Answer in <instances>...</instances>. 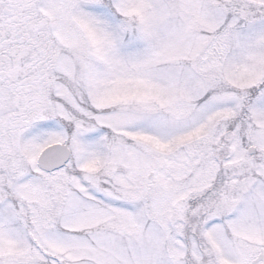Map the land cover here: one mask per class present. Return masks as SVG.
<instances>
[{"label": "snow or ice", "instance_id": "obj_1", "mask_svg": "<svg viewBox=\"0 0 264 264\" xmlns=\"http://www.w3.org/2000/svg\"><path fill=\"white\" fill-rule=\"evenodd\" d=\"M0 264H264V0H0Z\"/></svg>", "mask_w": 264, "mask_h": 264}]
</instances>
